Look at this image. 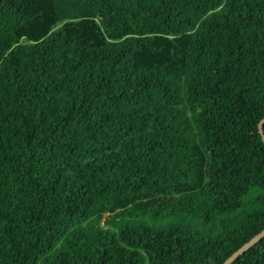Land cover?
I'll return each mask as SVG.
<instances>
[{
    "label": "trees",
    "instance_id": "16d2710c",
    "mask_svg": "<svg viewBox=\"0 0 264 264\" xmlns=\"http://www.w3.org/2000/svg\"><path fill=\"white\" fill-rule=\"evenodd\" d=\"M263 117L264 0H0V264H223Z\"/></svg>",
    "mask_w": 264,
    "mask_h": 264
},
{
    "label": "water",
    "instance_id": "95a60500",
    "mask_svg": "<svg viewBox=\"0 0 264 264\" xmlns=\"http://www.w3.org/2000/svg\"><path fill=\"white\" fill-rule=\"evenodd\" d=\"M259 130L264 141V117L259 121ZM262 237H264V229L257 233L254 237H252L249 241L243 244L239 249H237L234 253H232L223 264H231L238 256L243 254L249 248H251L255 243H257ZM73 264H81V263H73Z\"/></svg>",
    "mask_w": 264,
    "mask_h": 264
},
{
    "label": "rangeland",
    "instance_id": "374dc122",
    "mask_svg": "<svg viewBox=\"0 0 264 264\" xmlns=\"http://www.w3.org/2000/svg\"><path fill=\"white\" fill-rule=\"evenodd\" d=\"M194 225L196 228L199 229V231L205 233V234H210V235H217L221 232L222 230V226L220 221H216L214 223H201V222H197L195 223L194 221Z\"/></svg>",
    "mask_w": 264,
    "mask_h": 264
}]
</instances>
